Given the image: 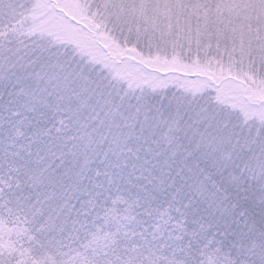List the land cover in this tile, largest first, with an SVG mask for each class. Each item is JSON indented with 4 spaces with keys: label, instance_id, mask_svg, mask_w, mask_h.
Listing matches in <instances>:
<instances>
[{
    "label": "snow or ice",
    "instance_id": "6c2138e0",
    "mask_svg": "<svg viewBox=\"0 0 264 264\" xmlns=\"http://www.w3.org/2000/svg\"><path fill=\"white\" fill-rule=\"evenodd\" d=\"M238 91L264 0H0V264H264Z\"/></svg>",
    "mask_w": 264,
    "mask_h": 264
},
{
    "label": "rangeland",
    "instance_id": "374dc122",
    "mask_svg": "<svg viewBox=\"0 0 264 264\" xmlns=\"http://www.w3.org/2000/svg\"><path fill=\"white\" fill-rule=\"evenodd\" d=\"M206 91L201 94L207 95L208 93ZM218 100L222 104H226L225 107L227 108L223 109V113L227 117H231L236 125L242 128L264 125V93L254 91L229 92ZM216 108L222 112L219 107Z\"/></svg>",
    "mask_w": 264,
    "mask_h": 264
},
{
    "label": "trees",
    "instance_id": "16d2710c",
    "mask_svg": "<svg viewBox=\"0 0 264 264\" xmlns=\"http://www.w3.org/2000/svg\"><path fill=\"white\" fill-rule=\"evenodd\" d=\"M206 92H207V91H206ZM204 95H206V94H204ZM211 98L213 99V101H214V103H215V106H216V107H219V109L222 110V112H223V109H224V108H227V107H225L226 104H222L221 101H219L218 99H215L214 94L212 95ZM217 109H218V108H217ZM230 109H231V108H230ZM230 109H229V110H230ZM233 122H234V121H233Z\"/></svg>",
    "mask_w": 264,
    "mask_h": 264
}]
</instances>
